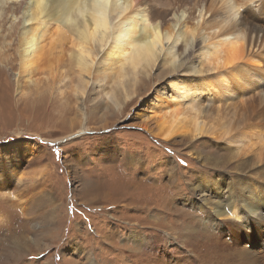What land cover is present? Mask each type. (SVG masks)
I'll list each match as a JSON object with an SVG mask.
<instances>
[{"label":"rangeland","instance_id":"1","mask_svg":"<svg viewBox=\"0 0 264 264\" xmlns=\"http://www.w3.org/2000/svg\"><path fill=\"white\" fill-rule=\"evenodd\" d=\"M17 2L0 3V45L10 40L12 48L23 9L12 11ZM155 3L166 7L168 2ZM257 23L264 39V15ZM193 44L176 51V62L199 65L200 51ZM252 50L254 58L245 67L258 68L250 73L253 78L226 74L230 87L239 86L235 93L212 80L213 95L200 93L195 102L205 129L197 136L187 123L195 102L176 98L166 86L172 76L161 58L148 75L126 66L122 88L116 80L97 82L92 74L83 75L88 83L82 96L73 90L78 78L69 64L61 66L62 77L38 75L32 84L19 77L9 57L13 50L6 52L7 60L0 55V264H144L154 260L151 247L191 263L188 244L202 226L213 228L224 218L216 213L224 202L253 190L264 206V45ZM132 84L133 95L125 98ZM152 95H161L179 112L175 134L167 140L140 127ZM149 124L156 127L155 121ZM223 128L242 136L226 137ZM9 142L26 143L29 150L12 155ZM246 143L254 150L238 153ZM239 162L244 167L234 169ZM245 226L251 232V223ZM259 240L264 242V232ZM257 255L264 260V249Z\"/></svg>","mask_w":264,"mask_h":264},{"label":"bare ground","instance_id":"2","mask_svg":"<svg viewBox=\"0 0 264 264\" xmlns=\"http://www.w3.org/2000/svg\"><path fill=\"white\" fill-rule=\"evenodd\" d=\"M2 1L4 0H0L1 4ZM7 1L15 3L18 0ZM167 2L166 7H159L155 0H21L12 9L17 14L23 5L19 33H14L17 46L12 48L11 41H5L0 45V55L5 56L4 59L7 60L6 52L13 50L9 57L12 62L15 61L19 77L32 84L36 80L35 76L38 78V75H42L53 79L60 73L62 65L69 64L78 78L73 90L80 95L84 94L88 83L83 75L92 74V79L97 82L105 81L106 78L107 81L116 80L122 88L124 82L121 81L125 79L123 73L126 66L133 72L139 71L148 75L149 70L160 58L161 64H166V71L172 76L167 80L166 86L173 88L176 98L182 95L191 103L197 101L201 94L209 95L211 92L213 95L210 80L211 83L217 82L228 94H233L239 86L230 87L226 74L239 75L238 73L245 72L247 79L254 77L250 73L256 72L258 68L253 70L245 65L254 58L256 52L252 49H259L264 45L262 28L257 23L264 15V0ZM247 17L250 18L249 21ZM215 19L227 23V26L218 28ZM8 36L11 37V34L8 33ZM217 37L219 39L214 40ZM194 41L195 47L198 46L200 51L199 65L187 66L185 59L176 62V51L182 50L187 44H193ZM100 50L101 56L96 62L95 57ZM220 68L223 71L217 70ZM214 70L216 73L211 75ZM133 86L134 84L125 90L127 93L123 90L128 95L125 98L131 97ZM261 98H264V94ZM219 99L221 101L224 98ZM149 101V111L140 127L157 139L167 140L175 134V124L179 122V117H175L177 112L175 114L161 95H152L147 100ZM193 110L192 114L188 115L187 123H191L194 130L191 133L196 132L197 136L202 133L201 129H205L203 110L196 102ZM150 121H155V128L148 127ZM229 128H223L221 134L228 133L226 137L229 138L242 136L241 132L232 134ZM246 144L248 146V143ZM7 147L12 155L29 150L28 144L20 142H9ZM261 148L262 146L257 150L258 153ZM253 150L254 147L249 145L248 148L244 147L237 152ZM240 167H244L243 162L233 168ZM220 184L217 182L216 187ZM203 187L205 186L202 184L198 188ZM85 189H88L87 185ZM87 192L88 190L85 193ZM262 203L260 192L253 190L239 194V200L236 202H224L222 207L216 210V213L224 218L215 222L213 228L202 226L197 234L198 238L188 244L190 254L186 256L196 264H264V260L259 259L257 255L264 249V242L259 240L264 232L260 223L264 210ZM247 211L251 217H246ZM245 223H251V232L245 229ZM226 235L230 236L229 239ZM133 241L134 245H137V240ZM150 242L147 238L146 243L151 245ZM253 242H261V245L251 247ZM158 245V249H163L164 245ZM151 251L154 253V260H144V264H195L185 263L187 260L181 256L169 255L164 253L165 250L159 253L151 247Z\"/></svg>","mask_w":264,"mask_h":264}]
</instances>
